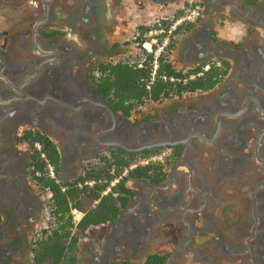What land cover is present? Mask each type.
I'll return each mask as SVG.
<instances>
[{
	"label": "flooded vegetation",
	"instance_id": "af4514ba",
	"mask_svg": "<svg viewBox=\"0 0 264 264\" xmlns=\"http://www.w3.org/2000/svg\"><path fill=\"white\" fill-rule=\"evenodd\" d=\"M127 1L129 9L136 4L147 13V0ZM200 1L203 16L196 25L211 3ZM123 2L0 0V9L20 13L0 16V264L24 262L43 214L40 194L46 190L32 178L28 132L45 134L57 146L60 169L52 177L61 182L74 181L112 153L168 148L164 163L176 158L160 184L134 181L146 185L152 201L139 202L143 188L133 187L137 195L100 249L91 248L88 264L139 262L153 253L167 254L163 264L186 256L195 264H264V0L240 5L239 47L215 50L210 32L203 31L201 46L194 43L196 54L189 57L220 52L231 69L211 91L164 99L159 120L144 111L116 112L93 87L98 65L130 48V42L120 49L104 38L107 28L131 22ZM215 2L226 6V0ZM213 57L206 61L218 59ZM231 193L237 194L233 200ZM149 202L158 205L155 213ZM162 237H171L175 250L147 252Z\"/></svg>",
	"mask_w": 264,
	"mask_h": 264
},
{
	"label": "trees",
	"instance_id": "16d2710c",
	"mask_svg": "<svg viewBox=\"0 0 264 264\" xmlns=\"http://www.w3.org/2000/svg\"><path fill=\"white\" fill-rule=\"evenodd\" d=\"M188 5L189 3L186 6ZM183 11L184 9L178 10L172 17L173 20L179 18ZM172 18L137 27L135 38L130 41L138 48L136 61H132V53L131 56L124 55L117 60H104L98 65L93 76V87L108 100L116 112L130 116L153 102L188 93L211 91L229 73L231 64L224 58L184 68L174 65L172 56L177 36L190 31L194 24H181L171 33L165 32L157 37L158 44L152 46L154 52L166 38L169 41L162 48L157 58L158 66L155 67L154 52L142 48L144 43L151 40L144 35L149 29L159 26L168 30L173 23ZM26 138L34 150L30 162L32 178L40 189L51 193L48 205L54 216L52 226L42 229L33 242L31 264H80L81 244L89 231L117 221L121 211L137 195L131 182L141 180L160 184L168 174L167 168L176 159H168L165 163L149 162L131 168L140 159L154 155L155 152L147 151L136 155L122 151L105 155L93 162L74 181L61 182L50 176L47 167L51 164L58 177L61 154L51 138L40 132H28ZM36 143L41 146L40 149L36 147ZM37 172L40 173L39 176L36 175ZM73 210L81 213L79 219L75 218ZM1 223L0 214V227ZM166 258L167 254L153 253L139 262L121 261L110 264H163Z\"/></svg>",
	"mask_w": 264,
	"mask_h": 264
},
{
	"label": "rangeland",
	"instance_id": "374dc122",
	"mask_svg": "<svg viewBox=\"0 0 264 264\" xmlns=\"http://www.w3.org/2000/svg\"><path fill=\"white\" fill-rule=\"evenodd\" d=\"M190 1L186 0L184 2L183 6L185 7L187 5V3H190ZM192 1L198 2L197 0H192ZM129 3H131V2H128L127 0L126 1L124 0L123 4L122 3L121 4H122L123 7H125V5L127 6L128 19H130L131 22H129L128 26H121L118 29L107 28V32L108 33H106L104 35V38L108 41V45L111 44V42H116L117 45H119V44L121 45L120 46V49H121L123 47V45L125 46V43L128 44V42L133 40V37H134V34L136 32L137 27L146 24V21H147L146 17L149 16L148 12L147 13L142 12V10H140L142 7H139L136 4L133 5L134 9H132V8L129 9L128 8V4ZM18 10H20V9H18ZM4 12H5V9H0V16L13 17V16H19L20 15L19 11H14V9H12L11 11L5 12V13ZM136 12L138 13L137 15H136ZM22 15H24V14H22ZM124 17L125 16H123V15L121 16L120 15L121 23L124 22V20H125ZM150 17H151L150 22H149V24L147 23L146 25H151V24L155 23L156 21H158V20H160L162 18V16L161 17H157V14L153 13V12H152V16H150ZM205 20L206 19H204V21ZM118 21H119V19H118ZM203 22H201V23H203ZM17 23H18V20L15 21L13 26L16 27ZM201 23L199 22L197 25L194 24V26L195 25L199 26ZM213 24L218 25L222 29L224 28V30L227 33H229L230 35H231V32L234 30V29L226 28L225 24H222L220 22H216L215 23V21H213V20L208 22L209 27L211 25H213ZM192 31L187 33V35H184V39L181 41L182 44L180 46H183V49H185V51L187 50L186 53H185L184 58H182L183 56L182 57L179 56V54L176 53V52H174V54H173L172 60H173L174 65L177 68H184V67L192 66L194 63H199L201 61H206V60H197V59H195V60L193 59L192 60L191 57H189V55L193 56V55L196 54V50L192 46L197 41V39L199 38V35L192 34ZM195 31H196V29H195ZM195 31H194V33H195ZM203 31H205V32L208 31V28L206 30L204 29ZM68 36L72 37L73 35H68ZM234 36H236V39L240 41V43L239 44L237 43L235 45V47L236 46L239 47L241 45V40L238 37L239 34L238 33L234 34ZM211 37H212L211 38V43L213 44L214 43L213 41H215V39L219 40L221 38L220 30H218L216 32H214V30H213V32L211 33ZM133 45L134 44H132L130 42V48L127 51V53H124V54L121 53V55L120 54L119 55H115V56L112 57V60H117L119 57H123L124 55L131 56L132 53L134 55V53H136V51H137V48H134ZM215 58H218V57H215ZM167 101L168 100H166V101L163 100V101L153 102V103L147 104V106H144L141 109V111H144V113L147 114V115L148 114L149 115H153L152 119L159 120L161 118V115L163 114V111H164V108H165L166 104L168 103ZM158 113H159V115H158ZM160 113H161V115H160ZM168 151H169V149L165 148V149H163V151H159V152H156V153L161 154V153L168 152ZM203 169H204V167H203ZM173 177L175 178L176 174L173 175ZM131 186L132 187L139 186L140 188H143V193L141 195V198H140L139 202L141 201V202L144 203L146 198H147V201H152V193L150 191H147L148 189L145 188L146 187L145 184H142V183H137L136 184V182L135 183L133 182V183H131ZM162 191H164V190H162ZM169 191H170V194L174 195V193H176V188L175 187H171L169 189ZM150 193H151V195H150ZM41 196H42L41 199L43 200V203H44L43 214L41 216L42 217L41 218V222L35 227L34 231L32 232V235H31V238H30L29 249L27 250V254L25 255V258H23L24 262L17 261L16 264H31L32 256H33L32 255V247H33L34 239L36 238V236L40 233V231L42 229L51 227L52 224H53V222L51 220V216L49 215V211H48V208H47L48 207V194L47 193H43L42 195L40 194V197ZM236 196H237L236 193H231L232 200L234 198H236ZM149 204L152 207L151 213H155L157 211V209H158V205H156L154 203H150V202H149ZM201 222L202 221H200L198 224H201ZM112 228L113 227L111 225H101V226H98V227H94L91 231H89V235L83 240V242L81 244V251H80L81 263L80 264H88L87 263V259H88L89 255H91L90 252H93V250L97 252V249H100V242H102L103 238H105L106 236H110L112 234L111 233L112 232ZM215 235H216V233H215ZM162 238H163L162 240H157L156 242H154L152 244V246H150V248L148 249L147 252H160V251H167V250H170V249L171 250H175V247L177 246V243L172 241L173 239L171 237H162ZM91 248H93L92 251H91ZM119 250L122 251L123 248H120ZM143 258H144V256L141 257L140 261L143 260ZM192 260H194L193 257L186 256V257H184L182 259V261L180 260L179 264L180 263L181 264H195ZM196 264H201V263L199 262V263H196Z\"/></svg>",
	"mask_w": 264,
	"mask_h": 264
},
{
	"label": "crops",
	"instance_id": "0c3cea01",
	"mask_svg": "<svg viewBox=\"0 0 264 264\" xmlns=\"http://www.w3.org/2000/svg\"><path fill=\"white\" fill-rule=\"evenodd\" d=\"M185 1L186 0H161L159 2V4H156V2H154V1L147 0L145 2V4L143 5V7H145L144 9L149 14V16L146 17L147 18L146 24L147 23L149 24L150 19H151L150 16H152V12L156 13L157 17L174 16V14L178 10L183 9V7H184L183 4ZM197 1H200V0H197ZM243 1L244 0H226V4H225L226 6L223 8L217 6V3L215 2V0H211L210 1L211 3H208V4L206 3L205 4V8L207 11L206 20L203 23H201L199 26L193 27V29L195 28L198 31V33L195 34L194 33L195 29L194 30L192 29L193 31L190 30V31L184 32L181 35H178L177 36L178 39H177V43H176L174 52L178 53L179 56H181V57L183 56L182 58H184L187 50L185 51V49H183V46H180L182 44L181 41L184 39V35H187V33L191 32V31H192V34L199 35V38L195 42L196 43L195 46L200 47L202 44V42H201L202 36L201 35L203 33V30L204 29L206 30L207 28H208V31L210 32V34L213 32V30H214V32L220 30L221 38L219 40L215 39V41L213 43V48L215 50L221 49L224 46V44H227L230 47H235V45L237 44L236 41H238V40L236 39L237 35L234 36V34L237 33V30L241 29V22L239 20L240 19L239 13H240V5L243 4ZM200 2H202V1H200ZM250 9L254 10V7H251ZM137 14L138 13L136 12V15ZM211 20L215 21V23L220 22L222 24H225L226 28L234 29V30L231 32V35H230L229 33H227L224 30V28L222 29L218 25L213 24L209 27L208 22ZM146 24H144V25H146ZM212 56H214L213 58L225 57L220 52H215V53H213V55L207 56L203 60H206L207 58H210ZM226 59H228V58H226ZM131 183H133V182H131Z\"/></svg>",
	"mask_w": 264,
	"mask_h": 264
},
{
	"label": "built area",
	"instance_id": "2783aa9c",
	"mask_svg": "<svg viewBox=\"0 0 264 264\" xmlns=\"http://www.w3.org/2000/svg\"><path fill=\"white\" fill-rule=\"evenodd\" d=\"M183 9H184L183 14L179 18H177L175 20H173V18H172L173 16L162 17L161 18L163 20L164 19L167 20V19H171L172 18L173 23L171 24V26L169 27L168 30H166L164 27H161V26H159L158 28L149 29L145 33L144 36L148 37V38H151V40L146 42V43H144L142 45V48H144L148 52H154L152 46L158 44L157 37L159 35H161V34H163L165 32L171 33L172 31L176 30L177 27L179 25H181V24H196L203 16V7H202V5L200 3L196 2V1H190L189 5L186 6L185 8H183ZM134 38H135V36L133 37V39ZM168 41H169V39L166 38L164 40V42L161 44V46H158V48L155 50V52H154V55H155L154 65H155V67L158 66L157 58H158L162 48L168 44ZM133 47L136 48L135 44L133 45ZM137 51H138V48H137ZM136 55H137V52L133 56V59H132L133 62L136 61V57H137ZM139 65H141V62L139 63ZM36 147L38 149L41 148V146L38 143H36ZM166 153H168V152H164V153H161V154L155 153L154 155H151V156H149L147 158L140 159L137 163L133 164L131 166V168H133V167H135L137 165H144V164H147L149 162H157V161L164 162V159L166 158ZM47 167H48V170L50 172V176H53L54 175L53 166L51 164H48ZM36 175L39 176L40 173L37 172ZM92 183L93 182H90V184H92ZM46 193L48 194V198H49L51 196V193L50 192H46ZM47 208H48V211H49V215L51 216V220L53 222L54 216H53V213H52V209L49 207V205H48ZM72 213L75 215L76 219H79L81 217V213L78 212L77 210H73Z\"/></svg>",
	"mask_w": 264,
	"mask_h": 264
},
{
	"label": "water",
	"instance_id": "95a60500",
	"mask_svg": "<svg viewBox=\"0 0 264 264\" xmlns=\"http://www.w3.org/2000/svg\"><path fill=\"white\" fill-rule=\"evenodd\" d=\"M168 145H172V144H169L168 142H161L159 145L163 146V147H166Z\"/></svg>",
	"mask_w": 264,
	"mask_h": 264
}]
</instances>
